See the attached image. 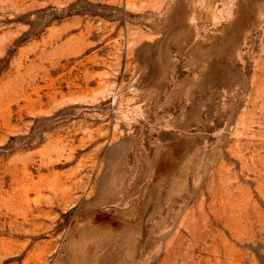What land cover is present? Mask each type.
<instances>
[{"label": "rangeland", "instance_id": "374dc122", "mask_svg": "<svg viewBox=\"0 0 264 264\" xmlns=\"http://www.w3.org/2000/svg\"><path fill=\"white\" fill-rule=\"evenodd\" d=\"M0 264H264V0H0Z\"/></svg>", "mask_w": 264, "mask_h": 264}]
</instances>
